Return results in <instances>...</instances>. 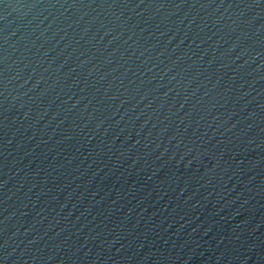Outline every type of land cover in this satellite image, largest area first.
I'll return each mask as SVG.
<instances>
[{"label":"water","instance_id":"1","mask_svg":"<svg viewBox=\"0 0 264 264\" xmlns=\"http://www.w3.org/2000/svg\"><path fill=\"white\" fill-rule=\"evenodd\" d=\"M0 264H264V0H0Z\"/></svg>","mask_w":264,"mask_h":264}]
</instances>
